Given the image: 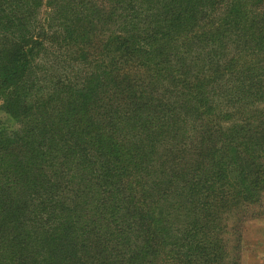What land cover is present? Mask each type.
<instances>
[{
  "label": "trees",
  "instance_id": "obj_1",
  "mask_svg": "<svg viewBox=\"0 0 264 264\" xmlns=\"http://www.w3.org/2000/svg\"><path fill=\"white\" fill-rule=\"evenodd\" d=\"M42 5L0 0V264H228L264 210V0Z\"/></svg>",
  "mask_w": 264,
  "mask_h": 264
},
{
  "label": "rangeland",
  "instance_id": "obj_2",
  "mask_svg": "<svg viewBox=\"0 0 264 264\" xmlns=\"http://www.w3.org/2000/svg\"><path fill=\"white\" fill-rule=\"evenodd\" d=\"M50 0H43V5L39 13L38 20L46 16ZM264 16V6H262ZM264 25V21L262 22ZM234 123V120L228 125ZM228 129L227 125H224ZM17 128L5 113L3 103L0 100V130L12 131ZM264 198V193L262 194ZM264 210L259 207H241L234 209L228 215V221L224 223L227 226L226 235L223 239L226 241L225 251L228 264H264Z\"/></svg>",
  "mask_w": 264,
  "mask_h": 264
}]
</instances>
